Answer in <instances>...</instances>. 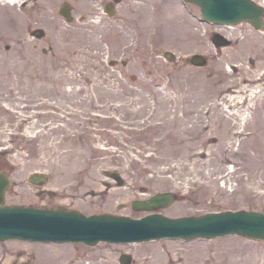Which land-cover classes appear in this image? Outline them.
<instances>
[{"label": "rangeland", "instance_id": "1", "mask_svg": "<svg viewBox=\"0 0 264 264\" xmlns=\"http://www.w3.org/2000/svg\"><path fill=\"white\" fill-rule=\"evenodd\" d=\"M64 2L72 20L59 12ZM107 2L113 15L103 9ZM198 16L199 7L182 0H0V169L11 180L4 203L137 217L147 209H134V199L173 191L175 199L157 211H264V89L252 82L264 81V31ZM217 31L225 43L212 40ZM195 53L206 56L204 65L184 63ZM242 82V96L228 101ZM235 110L232 127L223 119ZM173 116L184 120H167ZM32 173L47 178L35 183ZM123 253L128 264H264V240L0 239V264L31 254L39 264L100 256L123 264Z\"/></svg>", "mask_w": 264, "mask_h": 264}, {"label": "water", "instance_id": "2", "mask_svg": "<svg viewBox=\"0 0 264 264\" xmlns=\"http://www.w3.org/2000/svg\"><path fill=\"white\" fill-rule=\"evenodd\" d=\"M192 1L200 5L201 15L205 19L232 23L248 20L255 26L262 24V7L252 0ZM59 11L67 19L72 18L68 4L63 3ZM214 40L216 43L225 42L219 34L215 35ZM205 60L201 54L186 58V61L196 64H203ZM30 178L36 182L44 179L39 174ZM8 185V178L0 172V238L82 239L95 242L99 239L128 241L160 236L190 238L238 233L254 239H264L263 211L226 210L177 218L158 212L141 218L111 213L85 215L77 209H67L63 206L37 208L17 204L5 205L3 192ZM173 198L174 194L170 191L157 192L149 198L133 200L132 206L152 209L169 204ZM120 259L123 263H128L130 256L125 254Z\"/></svg>", "mask_w": 264, "mask_h": 264}, {"label": "bare ground", "instance_id": "3", "mask_svg": "<svg viewBox=\"0 0 264 264\" xmlns=\"http://www.w3.org/2000/svg\"><path fill=\"white\" fill-rule=\"evenodd\" d=\"M7 1H9L10 3H13L14 1H16V0H7ZM247 34L249 35V36H252V33L251 32H249V31H247ZM245 38H247V36H246V34H244L243 35V37H241V35H238V37H237V41H239V42H241V43H244L245 42V40H247V39H245ZM261 38H263V40H264V37H261ZM261 79V78H260ZM247 81V80H246ZM252 82H255V84H253V85H256V87H259V89H264V81H259V80H255V79H252ZM243 83V82H242ZM240 84L239 85V87H240V89H234V88H232L233 89V92H235V93H233V94H228L229 95V97H228V101H230V98H231V96H232V98L234 99V97H241L242 96V92L244 91L243 90V87H246V85L243 83V84ZM231 85V84H230ZM230 87H232V86H230ZM226 102H227V100H226ZM216 104H218L220 107H221V105L223 106V105H225V103H223L222 101H218V102H216ZM230 104V103H229ZM221 109H222V107H221ZM225 109V108H224ZM223 110V109H222ZM238 112L236 113V110L234 111V113L233 112H227V119H223V120H225V122H227V123H230V126H232V127H234V125L236 124V123H232L230 120L232 119V116L233 115H235V113H236V115H235V117L236 118H238L239 120H242V118L244 117V110L242 109V108H240V110H237ZM154 114H155V112H154ZM155 116V115H154ZM191 116H192V118L194 119V121H196L197 119H199V117L201 116V114H200V111H198L196 114H191ZM173 118V119H172ZM171 119H167V120H175V119H177L178 121H183L184 120V117H182V116H173ZM220 121V120H219ZM220 124H222L221 123V121H220ZM223 125V124H222ZM183 130H185L184 132H186V130H187V127L184 125L183 127ZM83 254H81L80 256H79V258H78V260L79 261H82L83 260ZM89 260H88V262L87 263H84V264H114V259L113 258H108L107 256H100V257H97V258H95V260L94 261H90L91 259L89 258V257H87ZM154 261H155V258H148V260H147V263L149 264V263H152V264H154Z\"/></svg>", "mask_w": 264, "mask_h": 264}, {"label": "flooded vegetation", "instance_id": "4", "mask_svg": "<svg viewBox=\"0 0 264 264\" xmlns=\"http://www.w3.org/2000/svg\"><path fill=\"white\" fill-rule=\"evenodd\" d=\"M263 16H264V11H263ZM39 258L43 259V258H45V256H39ZM21 264H23V263H21ZM24 264H39V260L37 259L36 256H33V254L27 255V260L24 262ZM45 264H51V263L48 262V263H45Z\"/></svg>", "mask_w": 264, "mask_h": 264}]
</instances>
